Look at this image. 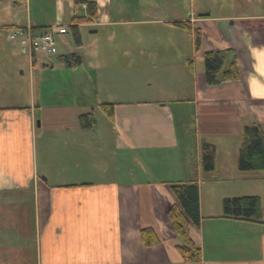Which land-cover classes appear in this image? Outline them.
Here are the masks:
<instances>
[{
    "label": "crops",
    "instance_id": "1",
    "mask_svg": "<svg viewBox=\"0 0 264 264\" xmlns=\"http://www.w3.org/2000/svg\"><path fill=\"white\" fill-rule=\"evenodd\" d=\"M85 1L96 4V23L72 22L74 16H86V5L75 0H0V36L8 28L28 27L34 35L55 30V44L58 40L63 45L70 27L79 33L80 28L101 23H143L150 20L140 21L138 11L148 8L167 16L171 25L186 21L192 30L200 29V49L194 52L199 61L206 51L231 49L239 79L208 85L201 62L199 67L196 60L186 61L181 69L168 66V74L176 75L171 98L167 90L164 101L114 103L109 119L115 152L107 154L111 173L79 181L84 169L68 171V183L60 185L48 168L42 169L43 131L67 139L73 128L65 127L64 109L56 107V100L44 98L41 75L53 64L42 63L38 88L30 87L29 105H0V264H264V169L259 170L254 193H244L259 198L257 222L222 217L223 200L238 193L223 190L213 197L198 183L204 171L203 143L214 148L213 167L204 171L213 183L215 176L233 178L241 172L243 129L257 125L264 132V0H230L232 9L216 14H195L187 8L175 12L169 9L170 0L167 9L154 0H145L147 7L142 0ZM114 11L130 16L110 20ZM12 33L6 31L5 39ZM12 43L28 56L31 82L37 60L32 63L26 37ZM0 51L1 62L7 55L1 40ZM74 54L84 65L83 57ZM78 128L84 138L92 127ZM74 143L84 147V140ZM76 166L84 167L85 162ZM193 180L198 185L200 223L190 225L188 233L200 249V260L187 262L176 249L180 239L166 212L176 203L169 183ZM145 227L154 229L158 244H142L139 231Z\"/></svg>",
    "mask_w": 264,
    "mask_h": 264
},
{
    "label": "rangeland",
    "instance_id": "2",
    "mask_svg": "<svg viewBox=\"0 0 264 264\" xmlns=\"http://www.w3.org/2000/svg\"><path fill=\"white\" fill-rule=\"evenodd\" d=\"M154 1L157 5L166 7L163 9H167L168 0ZM170 1L169 9L175 10V12L187 8L194 11L195 14L207 11L216 14L232 9L230 0ZM142 3L147 7L145 0H142ZM44 8L47 10L46 5ZM145 10L141 8L138 11L140 14L138 18L140 21H150L128 24L118 22L107 26L101 23L97 26L94 25L93 28H80L79 43L75 41L72 33L67 31L64 38L68 44L62 45L57 40V55L35 56L37 66L34 68V79L31 77V82L29 80L28 56L21 51L18 44H13L9 39H5V32H13L14 28L6 29L0 36L1 44L7 53L4 57L6 60L0 62V105H8V103H12L14 106L29 105L30 87L32 84L33 90L38 88L39 84L36 79L39 70L43 69L42 63L53 64V68L45 70L41 75L43 81L40 89L44 91L46 100L54 99L53 101L56 100L55 104L58 105L56 107L64 109L62 111L66 117L65 127H72L73 130L69 136H66L67 139H62L60 135L57 138L50 130H44L43 145L45 150L40 148V153L43 151V154L39 159L42 162V169L48 168L60 185L68 183V171H83L84 169V172L78 173L79 181L85 179L95 181L102 179L101 175L111 173V159L107 154L115 152L113 132L110 129L111 121L101 110L100 104L164 101L167 90L169 91L167 98H171L170 93L176 79V75L168 74L171 69H168V66L181 69L185 66L186 61L196 60L194 64L199 67V62H201L203 67V59L200 61L195 59L194 52L196 51L193 48V37L190 34L169 24L167 16L163 17L158 13L148 11V8ZM129 16L125 12L118 15L114 11L109 19L119 21V19ZM131 16L135 18L133 15ZM95 20L96 18L92 21L96 23ZM91 30H95V32L90 33ZM131 41L135 43H129ZM80 45L82 48H77ZM71 53L81 55L84 65L59 64L58 56ZM0 54H2L1 51ZM173 75V80L169 81L168 76ZM6 85L10 87V90L1 89ZM44 98L39 105L42 102L44 104L46 101ZM92 107L95 109L92 110ZM83 114H91L93 124L95 123L91 126L92 128L88 129L89 134L84 138L80 136L78 128L80 125L79 116ZM90 137L95 139L94 143L86 140ZM80 139L84 140V147L74 143ZM67 140L73 143L72 147L67 144ZM83 161L85 162L84 167L76 166L77 162L83 163ZM259 172L261 171H241L238 176L233 178L215 176V181L209 183L212 178L203 171L199 175L198 183L205 195L213 197L223 190L234 191L239 196H253V194L244 193H254L253 191L257 189ZM210 184H214V186L212 187ZM32 215L35 217V213L32 212Z\"/></svg>",
    "mask_w": 264,
    "mask_h": 264
},
{
    "label": "trees",
    "instance_id": "3",
    "mask_svg": "<svg viewBox=\"0 0 264 264\" xmlns=\"http://www.w3.org/2000/svg\"><path fill=\"white\" fill-rule=\"evenodd\" d=\"M76 4L86 5V16H74V23H88L97 16V6L92 1L75 0ZM176 27L185 30L193 37L194 50L200 49L201 31L198 28L191 29L188 22H173ZM69 31L75 37L77 43L80 42L79 34L75 26ZM203 76L208 85H216L226 81H236L239 79L236 58L231 49H221L206 51L203 53ZM36 57L32 56V63ZM58 61L67 66L80 64V58L73 53L58 56ZM191 63V62H190ZM114 103L100 104L101 110L109 118L113 115ZM91 114L79 116L81 127L93 125ZM244 142L239 151L238 168L241 171H255L264 169V135L259 126L251 125L243 129ZM214 148L203 143L200 149L201 164L204 171H209L213 167ZM170 191L176 203L171 205L166 216L174 231L179 237L180 244L176 249L182 259L187 262H198L200 260V249L190 239L188 228L190 225L199 226V205H198V185L193 180L189 183L173 182L169 183ZM223 216L228 218L251 220L257 222L259 219V198L257 196H239L223 200ZM139 237L145 247H150L159 243V239L154 229L150 227L141 228Z\"/></svg>",
    "mask_w": 264,
    "mask_h": 264
},
{
    "label": "built area",
    "instance_id": "4",
    "mask_svg": "<svg viewBox=\"0 0 264 264\" xmlns=\"http://www.w3.org/2000/svg\"><path fill=\"white\" fill-rule=\"evenodd\" d=\"M59 34L55 30H50L39 35H33L30 28L17 29L10 35L11 40L18 36H25L30 52L41 56H54L57 53L54 39Z\"/></svg>",
    "mask_w": 264,
    "mask_h": 264
},
{
    "label": "water",
    "instance_id": "5",
    "mask_svg": "<svg viewBox=\"0 0 264 264\" xmlns=\"http://www.w3.org/2000/svg\"><path fill=\"white\" fill-rule=\"evenodd\" d=\"M201 15H203V14H201ZM204 15H206V14H204Z\"/></svg>",
    "mask_w": 264,
    "mask_h": 264
}]
</instances>
